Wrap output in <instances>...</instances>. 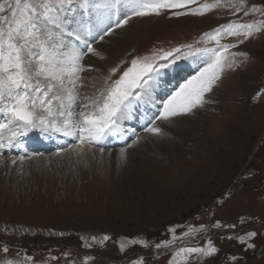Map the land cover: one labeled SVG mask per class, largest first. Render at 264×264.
<instances>
[{"label": "rangeland", "instance_id": "374dc122", "mask_svg": "<svg viewBox=\"0 0 264 264\" xmlns=\"http://www.w3.org/2000/svg\"><path fill=\"white\" fill-rule=\"evenodd\" d=\"M214 2L196 0L189 7ZM78 3L68 13L71 27L86 40L90 29L94 39L90 35L88 42L99 55L89 53L83 61L89 70L82 72L77 82V105L95 100L109 82L111 69L122 72L134 57L177 48L182 55L189 45L193 49L217 47L215 41L207 42L206 34L211 36L230 22L264 19L259 13L233 14L223 0L224 7L203 15L177 17L165 12L132 17L127 25L104 36L102 43L99 37L104 30L114 27L113 14L116 21L126 10L85 12ZM247 3L264 7V0ZM256 34L243 43H238L242 37L220 40L221 44L236 43L230 51L247 56H237L236 65L224 70L212 92L206 94L204 107L171 123L157 121L163 135L152 139L167 138V125L175 124L180 131L170 133L168 138L173 136V141L159 142L161 148L159 144L151 150L143 145L134 147L133 140L139 137L144 138L138 139L143 143L149 142L146 138L151 135L144 127L157 112L153 106L159 107L156 102L194 75L203 61L191 70L183 66L174 81L169 71L157 76L150 84L153 99L137 101L127 118L119 121L123 132L101 139L113 138L110 144L119 139L118 146L105 149L94 142L89 147L73 137L40 129L18 136L11 146L5 139V147L0 148V264L8 260L14 264H136L137 260L169 264L177 246L204 247L208 240L217 252L189 258L187 264H264V29ZM116 35L117 39L130 36L122 46L112 39ZM106 52L118 54L110 59ZM194 56L192 60L208 58L204 53ZM5 119L0 112V123ZM190 123L191 127L186 126ZM130 129L135 132L129 133ZM43 139L55 140L54 147L26 153L25 148L30 151ZM81 146L98 153L96 163L77 155ZM121 149L129 156L121 157ZM116 156L121 160L114 159ZM217 222L220 228L214 227ZM189 227L206 231L184 237ZM170 228L176 229L180 239L169 249H156V243L172 239ZM252 231L257 235L248 239L247 233ZM104 236L110 239L101 244ZM241 236L245 237L243 244L238 239ZM131 239H144L149 246L128 244L121 251V241ZM248 243L254 247L248 248Z\"/></svg>", "mask_w": 264, "mask_h": 264}, {"label": "snow or ice", "instance_id": "6c2138e0", "mask_svg": "<svg viewBox=\"0 0 264 264\" xmlns=\"http://www.w3.org/2000/svg\"><path fill=\"white\" fill-rule=\"evenodd\" d=\"M194 3L196 0H79L78 7L85 12L126 10L122 17H117L114 27L104 30L99 37L103 40L104 36L110 35L116 28L127 25L132 17L161 15L165 12L177 17L203 15L225 6L223 0H215L211 4L190 8ZM75 6L77 0H0V112L6 118L4 123H0V148L5 147V139L7 145L11 146L18 136L34 129L61 133L75 138L80 144H91L106 135L123 132L119 121L127 118L137 101H143L145 97L153 99L150 84L164 69L197 53L206 54L207 60L194 75L180 83L166 98L156 102L159 105L157 112L144 127V131L153 136L163 135V128L157 121L171 123L178 116L192 114L194 109L204 107L208 103L206 94L212 92L224 70L236 65L237 56H247L246 53L230 51L237 47L236 43L221 44L220 40L224 36L242 37L238 43H243L264 29V19L254 23L230 22L215 29L211 36L206 34L207 42L215 41L217 47L193 49L189 45V50L182 55L177 48L155 52L151 56L134 57L122 72L118 68L111 69L109 82L95 100L77 105V82L81 79L80 74L89 70L83 61L89 53H99L72 29L68 13ZM227 7L232 9L233 14L242 12L248 16L259 13L264 16V7L254 4L249 6L247 0H227ZM73 41L85 47L81 49ZM77 108L80 110L77 111ZM134 132L135 129L129 130V133ZM138 139L133 140V143L138 142ZM120 155H125V149H121ZM214 227L220 228L221 225L217 222ZM226 227L234 228L235 225ZM168 231L172 233V239L156 243V249H169L180 239L175 235V228ZM200 231L206 229L189 227L183 236L188 237ZM256 235L255 231L248 232L247 238ZM109 239L104 236L100 243ZM238 239L241 244L245 243V237ZM128 244H139L146 248L149 246L144 239H131L126 243L121 241V251ZM247 247L252 248L254 245L248 243ZM4 252L7 253L8 249L5 248ZM216 252L211 240L204 247L177 246L169 264H187L189 258L210 257ZM6 264L14 262L8 260ZM136 264H142V261L137 260Z\"/></svg>", "mask_w": 264, "mask_h": 264}, {"label": "bare ground", "instance_id": "6f19581e", "mask_svg": "<svg viewBox=\"0 0 264 264\" xmlns=\"http://www.w3.org/2000/svg\"><path fill=\"white\" fill-rule=\"evenodd\" d=\"M130 22V21H129ZM128 22V23H129ZM133 22V21H132ZM131 22V23H132ZM134 23V22H133ZM84 24V22H82V25ZM132 27V26H131ZM133 27H136V26H133ZM141 27V26H140ZM118 30V29H117ZM131 30V29H130ZM117 32V31H116ZM263 33V32H262ZM128 34V33H127ZM257 35V34H256ZM122 36V35H121ZM121 36L119 37L118 36V38H121ZM126 36V35H125ZM130 35H128V36H126L125 38L123 37L122 39H117V35H116V38L114 37V38H112V39H115L116 40V42L118 43V45H125L124 43H123V41L125 42V40H127V38L129 37ZM132 36V35H131ZM110 39V38H109ZM132 39V38H131ZM105 40V39H104ZM104 40H103V42L102 43H104ZM110 42V41H109ZM128 43H127V45H129L130 43H132L131 42V40H129L128 39V41H127ZM101 43V44H102ZM126 43V42H125ZM79 48H81L82 49V46H78ZM111 47V46H110ZM123 48V47H122ZM120 50V48L118 49V51ZM126 50H128V48H126ZM122 51H123V49L121 50V53H122ZM103 52H105V51H103ZM109 52V51H108ZM108 52H106V53H108ZM120 53V54H121ZM118 54V53H117ZM117 54H112V53H108V57L110 58V59H112L114 56L113 55H117ZM195 56H192V57H189V60H185V62L181 59V60H178L177 62H176V64H175V66L174 67H171L168 71V75H170V76H172V78H173V81L175 80V79H178V77L175 75V73H178V70L180 69L181 70V68L183 67V66H185L184 68H187V70H191V69H193V67H194V65H195V63L196 62H198V61H203V62H205L206 60H207V58H206V56H203V57H196L195 59H193L192 60V58H194ZM120 58H122V56L120 57ZM180 74V73H179ZM167 83V82H166ZM154 86V88L156 89V86L155 85H153ZM154 89V90H155ZM156 93V92H155ZM155 95V94H154ZM149 110V109H148ZM196 118V117H195ZM194 119V118H193ZM165 124H167V123H165ZM164 124V125H165ZM194 124H196V122H194ZM191 125H192V123H190V124H186V126H188V127H191ZM170 126V125H169ZM168 125L167 126H165L166 127V129L164 130L165 131V135L167 134V138H165V137H158V139H152L151 137H153V135H151V136H148V138H146V139H149L148 141V143L147 144H145V143H143L142 141H140V140H138V142H136V143H134L133 144V146L135 147V146H139V145H143L144 146V149L145 150H151L152 148H153V146H155V145H160V143L159 142H169L170 140H172V138H173V136H171L170 138H168L169 137V135H170V133H171V135L172 134H174L173 132H176V133H179L180 131L178 130V128L175 126V124H172L170 127H169ZM185 128V127H184ZM184 128H182V132L184 133V132H186V130H184ZM122 129V128H121ZM143 133V132H142ZM141 133V134H142ZM145 134V133H144ZM150 135V134H149ZM139 139H141V140H144V138H139ZM54 141L55 140H53V139H43V140H40V141H38V142H35L32 146V149L29 151V150H27V148H25L26 149V153L27 154H29L30 152H35V151H38V149H41V148H44V149H50V148H52V146H53V143H54ZM173 141V140H172ZM151 142V143H150ZM28 142H25L24 143V145L25 144H27ZM162 145V144H161ZM161 145H160V148H161ZM7 147V146H6ZM16 147V146H15ZM81 147H83V148H80V152L81 153H79V154H77V155H81V156H83V159H88V160H91V162H95L96 163V161H95V159L94 158H96L95 156L98 154V153H90V149L88 148V147H85V146H81ZM89 147H90V145H89ZM76 148V147H75ZM70 149V148H69ZM97 149V148H96ZM72 150V149H71ZM23 151V150H22ZM98 151V150H97ZM73 152H74V150H73ZM73 152H71V153H73ZM99 152V151H98ZM70 153V154H71ZM129 153H131V152H129ZM63 154H64V152H63ZM66 154H69V153H66ZM74 154V153H73ZM76 155V154H75ZM125 155H128L129 156V154H125ZM73 156V155H72ZM115 156V155H114ZM50 157H52V156H50ZM68 157H70V156H68ZM78 157V156H77ZM111 157H113V156H111ZM173 157V156H172ZM80 158V157H79ZM56 159V158H55ZM58 159V158H57ZM114 159H118V160H121V157H118V156H116ZM79 160V159H78ZM53 161H55V160H53ZM48 162H50V161H48ZM46 164V163H45ZM192 236V235H191Z\"/></svg>", "mask_w": 264, "mask_h": 264}]
</instances>
